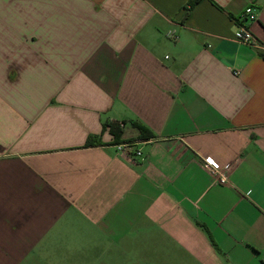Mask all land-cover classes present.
<instances>
[{"label":"crops","instance_id":"obj_1","mask_svg":"<svg viewBox=\"0 0 264 264\" xmlns=\"http://www.w3.org/2000/svg\"><path fill=\"white\" fill-rule=\"evenodd\" d=\"M190 1L0 0V264H264V0Z\"/></svg>","mask_w":264,"mask_h":264},{"label":"built area","instance_id":"obj_2","mask_svg":"<svg viewBox=\"0 0 264 264\" xmlns=\"http://www.w3.org/2000/svg\"><path fill=\"white\" fill-rule=\"evenodd\" d=\"M256 19L257 15L255 13V10L252 7L246 8L239 19V22H241V27H238L234 34V38L236 41L244 44L252 43L253 35L248 30L246 25L248 22L256 21ZM167 36L174 41H177L178 39V37L173 33H168ZM114 147L119 155L128 159L132 163L136 162L137 157H142V152L137 149V144L135 142L118 143ZM203 166L206 171H208L216 179V183L221 185L227 184V178L219 167L208 162L204 163ZM262 257L264 259V250L262 251Z\"/></svg>","mask_w":264,"mask_h":264},{"label":"trees","instance_id":"obj_3","mask_svg":"<svg viewBox=\"0 0 264 264\" xmlns=\"http://www.w3.org/2000/svg\"><path fill=\"white\" fill-rule=\"evenodd\" d=\"M200 0H191L189 3H188V9H187V16H188V14H189V12H190V10L199 2ZM261 56H262V58L264 59V53L262 52L261 53ZM138 128L142 131V132H145L144 131V129L140 126V125H138ZM115 136H116V138H118L119 136L117 135V134H115ZM128 142H130V141H128ZM134 142V141H133ZM118 143H123V142H120V141H118V142H116L115 143V145L116 144H118Z\"/></svg>","mask_w":264,"mask_h":264}]
</instances>
